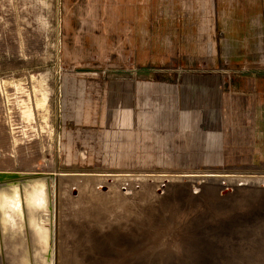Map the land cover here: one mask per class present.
I'll use <instances>...</instances> for the list:
<instances>
[{
	"label": "rangeland",
	"instance_id": "374dc122",
	"mask_svg": "<svg viewBox=\"0 0 264 264\" xmlns=\"http://www.w3.org/2000/svg\"><path fill=\"white\" fill-rule=\"evenodd\" d=\"M171 33L178 35L176 55L159 61L161 50H173L160 44H170ZM201 55L211 60L195 58ZM199 75L210 77L212 100L219 90L221 101L255 103V110L245 111L244 124L263 134H229L227 153L241 149L259 156L166 166L159 156L139 157L140 151L130 153L125 143L111 140L117 130L111 117L123 114L130 97L139 99L149 91L154 96L159 82L181 86ZM236 89L244 94L231 93ZM27 102L34 123L23 119ZM0 115V170L100 174L106 178L100 189L107 191L119 174L133 176L120 184L124 191L130 182L137 190L153 186L156 198L133 193L131 200L132 209L139 204L137 209L144 210L146 222L128 231L119 225L116 245L105 232L102 240L108 245H85L78 264H185L188 251L201 253L202 243L236 237L235 220L264 219V155L256 150L262 141L252 142L264 137V0H0ZM170 184L179 189L169 190ZM206 186L215 194H207ZM75 187L72 194L78 197ZM246 194L252 198L244 200ZM239 196L241 202L222 203ZM59 208L60 246V202ZM223 248L218 259L201 255L188 264H223ZM13 250L14 244L3 246L0 234V264H16ZM16 258L24 257L16 251Z\"/></svg>",
	"mask_w": 264,
	"mask_h": 264
},
{
	"label": "bare ground",
	"instance_id": "6f19581e",
	"mask_svg": "<svg viewBox=\"0 0 264 264\" xmlns=\"http://www.w3.org/2000/svg\"><path fill=\"white\" fill-rule=\"evenodd\" d=\"M16 104H18L17 105L18 107L20 103L18 102ZM21 106L19 107L21 108ZM24 106H27L28 108V102H27V105L25 104ZM29 107H31L30 104H29ZM22 109H23V106H22ZM22 109L19 110L18 108L19 113ZM26 110H25V113L27 114V119L25 118L23 119L26 121L28 120V122L31 123V121L33 122V120L30 121L29 118L32 115L31 112L33 111H30L29 108H28L29 111L27 110L26 112ZM20 114L18 116H20ZM21 115H24V114H21ZM11 120L15 121V119H11ZM30 123L28 124L31 125ZM29 125H25V128H27L26 126H29ZM19 126L23 127V125H19ZM16 127H18V125H16ZM13 128L15 129V127ZM25 128H24V131H25ZM33 130L35 129L33 128ZM10 131H13L15 133L13 129L12 130L10 129ZM23 133L26 134V132L22 131L21 134L23 135ZM27 133H31V132L27 131ZM27 136L29 135L27 134ZM27 136L26 138L23 136V138H25L24 140L30 137V136L29 137ZM33 136L36 137L34 134ZM30 141H31V138H30ZM25 142H27V140ZM0 171L19 173V174L37 172V170L33 172V171H25V170L10 171L8 169H3V170L1 169ZM53 173L56 176V185H55V194H54L55 199H54V209H53V223L51 226L52 227L51 230L49 228V224L46 223L47 221L46 218L39 215L41 214L39 213L41 210L42 211L50 210L46 202L45 183H43L44 187H41L38 190L35 188L31 193H29L28 195L29 199L28 198L26 199L28 203L25 205L23 203V200H19V198H17L18 196L15 195V193L9 194L7 192H4L3 195H0V206H1V212H2L1 219H2V224H3V226L2 224L0 225V233L2 234L1 230L3 229V236L5 238L4 243L10 242L11 244H14L17 248L16 251L19 254L21 253V255H23L24 257L26 256L25 257L26 259L24 260L26 264H32L31 262L32 252L30 251V256H31L30 258L27 252L29 249L31 250L30 245H29L30 238L26 240L27 234H26V231L22 227V219L26 217V209H28V211L29 209L30 210L32 209L28 213L29 214L28 217L30 219V223L32 227L31 229L32 238L35 241L34 246L36 248L35 253H36L37 260L40 261L41 259L42 251H43V242H44L43 239L46 237V242L48 244L49 252L52 251L50 253V255L52 256L50 257V264H78L80 260V255L86 254L83 251L87 247L85 245L87 244L92 245L93 243L97 241H99V244H102L103 248H105L106 245H108V241L102 240L103 238L102 234H106L105 232H108V231L110 232L108 233V236H110V239L112 241L110 243L112 245H116L121 240V235L117 233V229L119 225H122V226L124 225L125 227H127V231H128V229L130 230L132 229V226H133L132 224L139 223L141 221L142 223L146 222L147 217L143 214L144 210H141V208L137 209L140 207L139 204L136 205L137 203L136 204L134 203V206L136 205L135 210L132 209L131 207L132 206L131 204H133L131 201L133 200V196H132L133 193H136L137 196H139L140 198H144V199L145 198L146 199L156 198L153 186L151 184H145L141 190H137V188L133 186L134 182H130L128 189L124 191L121 188L120 184L123 182H127L129 179L133 177V176L130 177L129 174L128 176H124L123 174H119L118 176H115L114 177L115 181L109 182L110 190L107 191L105 189H100L99 183H101L102 181H106V178L102 174L101 175L103 177H100V174H81L77 177H73L69 174H59L56 172H53ZM120 175H123V176H120ZM171 176H175V175H171ZM159 180L160 181L162 180V176L159 177ZM170 180H171V177H170ZM241 181H247V180H241ZM75 186L79 188L78 197H75V195L72 194L73 188L74 190L76 189ZM177 188L178 187L174 184H170L169 186V190L171 189L173 191H176ZM205 188H206L205 191L207 192V194H211V195L215 194L216 190L214 189V187L206 186ZM252 195L249 196L248 194H246L244 200H248L249 198H252ZM237 200L241 202L243 199L241 196H239L236 198H230V199L224 200L222 201V203L229 204L230 202H236ZM59 202L61 203L62 210L64 211L62 213L63 225H62V233H61L63 237L60 242V246L57 243V240H58L57 236H58L59 226H60ZM133 212L135 214L137 213V215L134 217H133ZM242 218H244V216H242ZM235 222L237 224L233 225L234 228L232 232L237 234L236 237H233L234 236L233 234L232 236L229 235L230 239L220 238L218 240V243H214L215 245L211 244L210 241H209V244L207 242L206 243L201 242L202 244H204L201 248V253H199V251L197 252V250H189L187 253L189 260H186L185 264L195 262V260H198L201 255H203L204 257H209L208 260L218 259L217 258L219 257L218 255L220 254L221 256V253H222L221 251H219L218 248H222L223 245H224L223 249L226 251L222 255L223 264H226V263L227 264H264V219L254 218L252 216L249 218L245 217L244 219L240 221L237 219L235 220ZM19 232L20 233L22 232V234L20 235ZM50 232L52 233V236L50 235ZM193 242L192 243L186 242V246L189 248L197 247ZM219 243L222 245H220ZM127 246L129 247V244H127ZM92 248L93 250L96 249L94 246ZM79 251H81L83 254L79 253ZM107 252L108 253L113 252V250L108 249Z\"/></svg>",
	"mask_w": 264,
	"mask_h": 264
},
{
	"label": "crops",
	"instance_id": "0c3cea01",
	"mask_svg": "<svg viewBox=\"0 0 264 264\" xmlns=\"http://www.w3.org/2000/svg\"><path fill=\"white\" fill-rule=\"evenodd\" d=\"M177 37V34L171 33V43L160 44L173 47L174 38ZM174 55V47L173 50L164 48L159 52V61L166 62ZM195 58L200 61L211 60L207 55ZM206 76L190 78L181 86L159 82V89L154 96L149 91L139 99L130 97L123 114L111 117V125L117 129L113 131L111 140L125 143L130 153L140 151L139 157L159 156V163L166 166L217 164L233 162L239 157L259 156L257 151L243 152L241 149L227 153L229 134L251 131L253 125H245L244 117L245 111L256 109L255 103H245L243 100L221 101L219 90L216 100H212L214 89L210 77ZM231 93L243 95L244 91L236 89ZM233 121L234 125L231 124ZM252 131L263 134L257 127ZM237 140L243 142L244 138L239 137ZM257 140L262 141V144H258L256 150L259 149L258 152L264 155V137L253 138L252 142Z\"/></svg>",
	"mask_w": 264,
	"mask_h": 264
},
{
	"label": "water",
	"instance_id": "95a60500",
	"mask_svg": "<svg viewBox=\"0 0 264 264\" xmlns=\"http://www.w3.org/2000/svg\"><path fill=\"white\" fill-rule=\"evenodd\" d=\"M45 183V195H46V202L48 205V208L50 209L49 211H40L39 214L40 216H44L46 218V223L49 224V228L51 230V226L53 223V209H54V194H55V185H56V176L54 173H50V174H43V173H12V172H2L0 171V195H3L4 192L7 193H15V195H17L19 198V200H23L24 205L27 204L28 202L26 201V199L29 195V193H31L35 188L38 190L41 187H44ZM32 210V209H31ZM29 209H26V217H24L22 219V227L23 229L26 231L27 237L26 240H28V238H30V248L27 252L29 254V258L30 256V251L32 252V258H33V264H41L39 260H37L36 258V248L34 246V239L32 238V232H31V223H30V219H29V212L31 211ZM51 213V214H50ZM2 212H1V206H0V225L2 224ZM3 226V224H2ZM2 231V235H3V229ZM20 233V232H19ZM1 234V233H0ZM22 234V232L20 233V235ZM24 234V232H23ZM50 235L52 236V233L50 232ZM5 242V238L3 236V246L6 245L7 243ZM10 242H8L9 245ZM11 244V243H10ZM13 245V244H12ZM17 249V248H16ZM11 252V251H10ZM52 252V251H51ZM49 252V254L51 253ZM12 253V252H11ZM46 253V252H45ZM50 257H52L51 255H49ZM24 257V256H23ZM26 257V256H25ZM23 258L21 260H19L18 258H16V251L12 253V260L16 263V264H20V262H22V264H26L24 262V260L26 258ZM14 264V263H12ZM44 264H49L48 261L44 262Z\"/></svg>",
	"mask_w": 264,
	"mask_h": 264
},
{
	"label": "flooded vegetation",
	"instance_id": "af4514ba",
	"mask_svg": "<svg viewBox=\"0 0 264 264\" xmlns=\"http://www.w3.org/2000/svg\"><path fill=\"white\" fill-rule=\"evenodd\" d=\"M43 241H44L43 242V251H42V256H41V259H40V263L44 264V262L48 261V263L50 264V256H49L50 254H49L48 244L46 242V237L43 239ZM31 262L33 264V259L32 258H31Z\"/></svg>",
	"mask_w": 264,
	"mask_h": 264
}]
</instances>
